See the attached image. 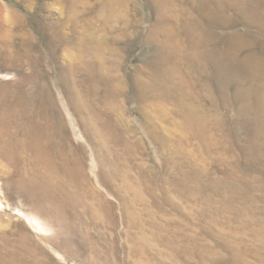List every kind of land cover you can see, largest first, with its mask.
I'll use <instances>...</instances> for the list:
<instances>
[{"label": "rangeland", "instance_id": "1", "mask_svg": "<svg viewBox=\"0 0 264 264\" xmlns=\"http://www.w3.org/2000/svg\"><path fill=\"white\" fill-rule=\"evenodd\" d=\"M0 264H264V0H0Z\"/></svg>", "mask_w": 264, "mask_h": 264}, {"label": "bare ground", "instance_id": "2", "mask_svg": "<svg viewBox=\"0 0 264 264\" xmlns=\"http://www.w3.org/2000/svg\"><path fill=\"white\" fill-rule=\"evenodd\" d=\"M11 146V148H14V146L13 145H10ZM11 148H9V149H11ZM6 153H9V151H7Z\"/></svg>", "mask_w": 264, "mask_h": 264}]
</instances>
